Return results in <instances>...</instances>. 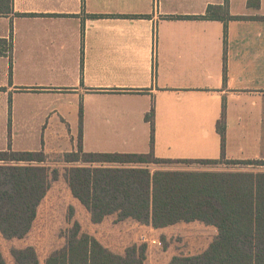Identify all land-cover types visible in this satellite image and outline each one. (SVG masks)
Wrapping results in <instances>:
<instances>
[{"label": "crops", "instance_id": "obj_1", "mask_svg": "<svg viewBox=\"0 0 264 264\" xmlns=\"http://www.w3.org/2000/svg\"><path fill=\"white\" fill-rule=\"evenodd\" d=\"M250 1L229 0L230 15L241 18L224 22L195 17L225 0H0V39L13 46L0 56V130L18 152L70 153L82 138L85 152L153 148L158 159L226 168L264 161V0L259 8ZM19 135L33 148L16 150ZM78 221L121 253L144 245L142 234L161 239L156 232L171 228L90 217L88 230ZM105 226L115 241L100 238ZM144 226L134 241L128 228Z\"/></svg>", "mask_w": 264, "mask_h": 264}, {"label": "trees", "instance_id": "obj_2", "mask_svg": "<svg viewBox=\"0 0 264 264\" xmlns=\"http://www.w3.org/2000/svg\"><path fill=\"white\" fill-rule=\"evenodd\" d=\"M249 5L259 8L260 1ZM195 18L227 22L241 17L230 15L229 0H225ZM12 48L0 39V56L10 54ZM80 120L82 125V109ZM147 120L154 130V108ZM218 131L225 142V117L218 122ZM82 141L80 138L77 151L62 155L63 162L74 164L63 172L47 164L49 156L44 151H14L9 133L8 148L0 151L2 239L14 243L31 236L42 219L41 207L54 187L64 181L93 224L112 219L117 224L133 221L159 230L199 222L217 230L201 252L173 256L167 264H264V171H153L152 165L218 164L221 160L174 162L156 158L153 148L148 154L85 152ZM226 164L264 166V161ZM75 214L72 205L63 245L44 256L43 263L31 245L11 250L13 264H145L148 260L147 245L130 244L123 253L113 251L83 231ZM0 264H9L1 248Z\"/></svg>", "mask_w": 264, "mask_h": 264}, {"label": "rangeland", "instance_id": "obj_3", "mask_svg": "<svg viewBox=\"0 0 264 264\" xmlns=\"http://www.w3.org/2000/svg\"><path fill=\"white\" fill-rule=\"evenodd\" d=\"M27 139L22 136L15 137L13 144L16 150H23L26 147H31ZM29 144V146H27ZM9 145V135L6 131L0 130V151L6 150ZM33 148V147H31ZM62 153L48 154L47 164L52 168H59L64 172L65 168L74 166V164H66L63 162ZM222 164V163H221ZM221 164H201L192 167H184L185 170L190 171H264V167L259 165H229L228 168L220 166ZM79 165V164H75ZM157 167L166 168V164L152 165L151 169ZM258 166V167H257ZM177 167V166H176ZM182 167V168H183ZM76 208L75 219L80 220L85 229H90L91 225L88 223L90 214L85 211L82 205L74 199L64 181H60L52 190L47 200L41 207V220L38 221L32 235L25 240L9 243L0 237V248L8 260L9 264H13L11 258V250L13 248H23L27 246H35L38 250L41 262L43 263L44 256L55 251L63 245L64 240L62 234L66 228V218L69 214V207ZM149 228V227H148ZM92 231L94 229L91 228ZM149 229L146 226L142 228L129 227L128 232L131 234L133 240L137 242L139 234L146 232ZM101 239L103 238H117L110 227H101L96 229ZM156 235L163 240L162 249L149 248V257L145 264H167L173 256L176 255H193L201 252L217 235V230L212 226L195 222L191 224H179L174 227L156 232ZM115 236V237H114ZM164 237V238H163ZM113 239V241H115ZM140 244V243H137ZM116 246H119L117 244Z\"/></svg>", "mask_w": 264, "mask_h": 264}, {"label": "built area", "instance_id": "obj_4", "mask_svg": "<svg viewBox=\"0 0 264 264\" xmlns=\"http://www.w3.org/2000/svg\"><path fill=\"white\" fill-rule=\"evenodd\" d=\"M140 242L147 245L149 248H163V242L160 238L154 236L152 233H144L140 236Z\"/></svg>", "mask_w": 264, "mask_h": 264}]
</instances>
